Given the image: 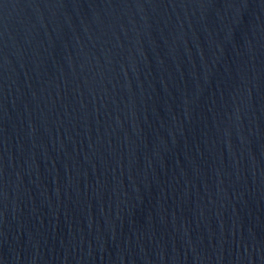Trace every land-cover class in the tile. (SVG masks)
I'll return each instance as SVG.
<instances>
[{"label":"water","instance_id":"obj_1","mask_svg":"<svg viewBox=\"0 0 264 264\" xmlns=\"http://www.w3.org/2000/svg\"><path fill=\"white\" fill-rule=\"evenodd\" d=\"M0 264H264V0H0Z\"/></svg>","mask_w":264,"mask_h":264}]
</instances>
